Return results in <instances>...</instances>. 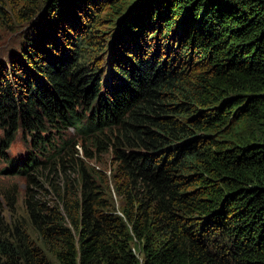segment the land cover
I'll list each match as a JSON object with an SVG mask.
<instances>
[{
  "label": "trees",
  "instance_id": "obj_1",
  "mask_svg": "<svg viewBox=\"0 0 264 264\" xmlns=\"http://www.w3.org/2000/svg\"><path fill=\"white\" fill-rule=\"evenodd\" d=\"M15 17L0 147L33 150L0 264H264V0H0ZM59 169L52 205L31 185Z\"/></svg>",
  "mask_w": 264,
  "mask_h": 264
},
{
  "label": "rangeland",
  "instance_id": "obj_2",
  "mask_svg": "<svg viewBox=\"0 0 264 264\" xmlns=\"http://www.w3.org/2000/svg\"><path fill=\"white\" fill-rule=\"evenodd\" d=\"M27 27L26 21L19 17L12 19L8 25H3L0 27V66L8 62L9 53L14 50L21 43L22 35L21 32ZM23 40V39H22ZM74 131L70 129L66 133V139L68 140L72 137L73 139ZM5 135L0 131V139H4ZM71 140V139H70ZM73 142V141H72ZM62 145V144H61ZM86 150L82 147L81 143H78L75 150L78 151V156L85 160L91 165V168H95L100 174H104L103 182L106 180L105 174L110 176L111 170L114 165L109 154L104 152H98L96 149L92 148L89 144L86 145ZM33 150L30 144V137L25 133L23 129H19L16 133L14 141L11 143L9 148L4 147L3 150L0 147V234H2L7 229L9 231H15V226L17 225V218L19 215H25V194L29 186L26 177H13L6 175L4 169L9 165L8 161L11 158H19L25 156L27 152ZM89 154L90 158L85 159V155ZM46 174V173H45ZM63 172L59 169L58 173H54L55 188L53 190L51 186L50 179L48 178V173L43 178H39V184L37 186L31 185V188L38 194V197H42V194L46 196V199L50 204L57 202V193L64 190L63 182ZM97 186H102V183L96 181ZM71 192L75 194L79 193V187L75 185L73 189L69 186ZM50 200V201H49ZM118 205L120 201L118 199ZM26 223L19 228L24 230Z\"/></svg>",
  "mask_w": 264,
  "mask_h": 264
}]
</instances>
